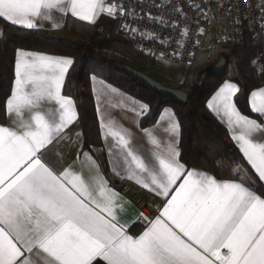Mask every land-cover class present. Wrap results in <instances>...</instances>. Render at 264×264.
Listing matches in <instances>:
<instances>
[{"label": "snow or ice", "instance_id": "1", "mask_svg": "<svg viewBox=\"0 0 264 264\" xmlns=\"http://www.w3.org/2000/svg\"><path fill=\"white\" fill-rule=\"evenodd\" d=\"M187 6L200 10L199 5ZM51 10L70 12L88 24L102 14L135 15L106 0H0V18L27 29L38 28L40 19L51 20ZM173 11L184 18L179 6ZM187 33L185 27L180 35ZM177 44L175 55L185 46ZM72 63L17 51L16 79L6 102L13 124L0 126V264H98V259L104 264H264V185L257 187L264 182V88L248 96L260 122L238 109L236 83L226 81L208 103L229 125L258 181H250L239 167L228 180L187 168L177 148L182 126L170 109H165L166 139L148 133L153 150L147 154L132 143L130 131L114 127L110 117L103 121L105 136L114 141L109 150L116 174L123 172L141 187L171 197L145 230L133 236L118 221L120 196L102 179L98 165L89 162L87 174L83 163L80 171L68 167L58 173L43 158L76 119L72 101L60 94ZM252 65L264 74L259 59ZM50 102L58 111L42 113ZM146 109L142 105L137 114ZM209 148L214 157L215 146ZM216 165L227 168L229 161L222 158Z\"/></svg>", "mask_w": 264, "mask_h": 264}, {"label": "trees", "instance_id": "2", "mask_svg": "<svg viewBox=\"0 0 264 264\" xmlns=\"http://www.w3.org/2000/svg\"><path fill=\"white\" fill-rule=\"evenodd\" d=\"M0 25V122L4 120L5 103L11 92L16 51L21 49L66 56L73 63L67 74L64 93L75 103L84 148L101 145L99 122L90 89V76L96 75L145 103L149 108L146 124L155 122L164 107L173 109L182 126L180 159L188 168L201 169L220 177L225 169L239 167L247 172L251 180L258 181L228 131L207 108V101L214 91L222 82L231 79L240 86V93L236 97L238 108L243 114L251 115L248 96L252 90L264 85V74H258L252 66L254 59H261V41L254 39L251 32L245 31L239 44L219 49L214 63L222 56L227 62L226 68L221 74L208 76L202 86L198 77L209 65L204 63L203 53L196 54L182 86L177 87L187 92L189 98L186 105H181L159 95L114 66L117 62L129 63L163 81L154 73V58L138 53L129 42L123 40L116 33L113 18L102 16L92 25L68 18L65 30L74 34L75 39L58 38L46 30L17 27L1 19ZM101 28L105 30L100 32ZM209 145H214L217 150L214 157L210 154ZM222 158L229 161L227 168L217 167L216 161ZM261 186V183L257 185Z\"/></svg>", "mask_w": 264, "mask_h": 264}, {"label": "crops", "instance_id": "3", "mask_svg": "<svg viewBox=\"0 0 264 264\" xmlns=\"http://www.w3.org/2000/svg\"><path fill=\"white\" fill-rule=\"evenodd\" d=\"M52 17L51 20H43L40 19L37 21L39 27L34 29H40V30H46L51 32L55 37L63 38V39H75L76 36L69 31L65 30V24L67 19H71L73 21H78L87 25V22L80 21L79 19L73 17L70 12L66 14H61L57 12L56 10H51L49 13ZM109 17L107 14H102L98 20L102 17ZM111 18V17H110ZM3 20V18H0ZM97 20V21H98ZM5 21V20H3ZM7 23H10L8 21H5ZM59 25V27L54 28L53 24ZM11 24V23H10ZM13 25V24H12ZM17 27L24 28L21 25H14ZM27 29V28H25ZM2 34V28L0 25V36ZM261 47H262V55L261 59L264 58V28L262 30V41H261ZM23 52H31V53H39L41 55L50 56V57H62V58H68L70 57L66 56H58V55H52L47 53H41V52H34V51H27V50H21ZM18 51V50H17ZM17 51L15 53L14 57V78L12 82L11 92L12 88L14 86V82L16 79V59H17ZM259 59V60H261ZM72 60V59H71ZM256 60V59H254ZM73 62V60H72ZM163 62V61H161ZM68 66V71L70 67ZM253 66V65H252ZM68 71L65 73L64 77V83L61 87L60 94L64 97L69 98L72 101V104L76 111V119L74 122L65 130V133L63 135V138L57 141L54 145L50 146L48 150H46L43 153V158L45 162L53 168L56 172H61L65 168L72 167L76 171L81 170V166L83 163V170L85 174H87L89 170V162H94L95 165H98L99 172L101 173L102 179L105 180L108 184V187L114 190L116 193L120 196V203L123 205V210H118V221L120 225H122L129 235L138 236L141 234L145 228L148 226L147 224H142L140 222L141 213L136 208V206L124 195L120 194L119 192V186L121 183H124L125 181H130L135 183L133 180H128L125 178V175L123 172H121L120 175H117L115 172V169L113 167L114 165V157L111 154L109 150V145L113 144L114 141L111 137H106L103 130V121L110 117L114 122V127L118 128H124L127 129L132 133L131 140L132 143L135 145L137 149L140 150L141 153H150L153 150V146L150 143L151 137L148 135V133H151L153 136H155L158 139H166L164 137V128L167 126L168 122V114L165 112V109H170L172 113H174L173 109L171 107H164L160 114L158 115L155 122L151 124H146V118L149 112L148 106L137 100L136 98L132 97L128 93L114 87L113 85L107 83L106 81L102 80L96 75L90 76V89L92 92V96L95 103V110L99 122V131H100V138H101V145L100 146H90L88 148H84V142H83V136L81 128L78 124V113L75 106V103L73 99L69 96H67L64 93L66 82H67V74ZM233 82L238 85L236 81H233L231 79H227L224 82L220 84V86L214 91V93L210 96V98L207 101V108L211 112V114L225 127V129L228 131L230 138L232 139L234 145L242 155L243 159L247 163L246 159L243 156V153L240 151L237 142L232 138V132L230 131L229 125L226 123V121L219 118L216 113H214L209 107L208 103L212 99L213 95L218 91V89L226 82ZM240 88V86L238 85ZM258 88H264L263 86H260ZM256 88V89H258ZM254 89V90H256ZM253 91V90H252ZM11 92L9 97L11 96ZM240 93V92H239ZM237 93V96L239 95ZM251 93V92H250ZM250 95V94H249ZM8 97V98H9ZM236 100V97L234 98ZM8 100V99H7ZM7 102V101H6ZM142 105H146L147 109L140 115L137 113L140 110V107ZM136 109V111H132L131 109ZM239 109V108H238ZM240 110V109H239ZM250 110V118L258 119V114L252 113ZM42 113H53L58 111V106L54 104V102L46 103L44 108L41 110ZM242 113V112H241ZM175 114V113H174ZM243 114V113H242ZM245 115V114H244ZM176 117V115H175ZM258 122L259 119H258ZM13 124V121L9 119V114L6 111V103H5V117L4 120L0 122V126H11ZM147 130V132L145 131ZM238 134L239 130H235ZM69 137L71 139H69ZM180 139V137H179ZM179 139L177 143V148L180 153L179 149ZM114 151V150H113ZM85 154L87 155V158L85 157ZM248 165V163H247ZM252 173L256 176L253 169H251V166L248 165ZM188 168V167H187ZM238 168V167H237ZM237 168H229L225 169V171L221 174L220 177H216L219 180H228L232 177L233 170ZM192 169V168H189ZM196 169V168H195ZM242 170V174L245 175L250 181V177L247 174L246 171H244L242 168H239ZM199 171H204L201 169H197ZM208 172V171H206ZM210 173V172H209ZM211 174V173H210ZM213 175V174H212ZM257 177V176H256ZM258 179V177H257ZM137 184V183H135ZM179 182H177V185L174 187H178ZM262 185H264V182H261ZM144 194V196L156 202L160 206V211L162 210L163 206L165 205L167 199H170L171 197H163L160 195H157L155 192L149 191L148 189H145L141 187L139 184H137ZM159 211V213H160ZM159 215V214H158ZM157 215V216H158ZM156 218V217H155ZM154 218V219H155ZM226 251V250H222ZM98 264H104V261L98 259Z\"/></svg>", "mask_w": 264, "mask_h": 264}, {"label": "built area", "instance_id": "4", "mask_svg": "<svg viewBox=\"0 0 264 264\" xmlns=\"http://www.w3.org/2000/svg\"><path fill=\"white\" fill-rule=\"evenodd\" d=\"M106 3L122 4L125 10L134 11V16L117 15L113 19L116 33L138 53L183 69L189 68L198 52L203 53L206 65H212L219 49L239 44L245 31L262 41L264 0H106ZM188 4L199 5L200 10L189 8ZM177 6L182 9L183 19L173 11ZM153 18H163L176 27L156 24ZM185 27L187 36H181ZM177 42L185 45L179 55L174 54ZM260 62L264 63V58ZM119 192L140 211L142 224L159 214V204L147 199L137 184L125 181Z\"/></svg>", "mask_w": 264, "mask_h": 264}, {"label": "water", "instance_id": "5", "mask_svg": "<svg viewBox=\"0 0 264 264\" xmlns=\"http://www.w3.org/2000/svg\"><path fill=\"white\" fill-rule=\"evenodd\" d=\"M226 64V60L222 56H220L214 64L206 67L203 71H201L198 77V82L200 83V86L203 85L204 81L208 76L212 74H221L222 72H224ZM114 66L118 70L123 71L126 74L138 79L150 89L156 91L159 95L169 98L181 105H186L188 103V94L184 90L166 84L151 75L150 73L140 68H137L129 63L117 62L114 64Z\"/></svg>", "mask_w": 264, "mask_h": 264}, {"label": "rangeland", "instance_id": "6", "mask_svg": "<svg viewBox=\"0 0 264 264\" xmlns=\"http://www.w3.org/2000/svg\"><path fill=\"white\" fill-rule=\"evenodd\" d=\"M154 60H155L154 73L156 76H158L160 79H162L165 83L169 85H172L175 87L182 86L183 80L186 76V73L188 72V68L183 69L175 65H170V64L161 62L155 58Z\"/></svg>", "mask_w": 264, "mask_h": 264}]
</instances>
